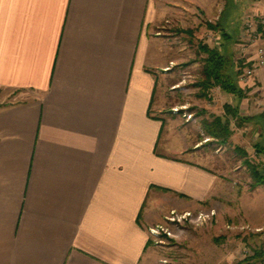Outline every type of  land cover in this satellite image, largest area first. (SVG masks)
<instances>
[{
  "label": "crops",
  "instance_id": "obj_1",
  "mask_svg": "<svg viewBox=\"0 0 264 264\" xmlns=\"http://www.w3.org/2000/svg\"><path fill=\"white\" fill-rule=\"evenodd\" d=\"M161 17L154 0H0V264H147L148 228L217 192L194 130L155 113ZM237 84L216 115L236 106L260 141L264 68Z\"/></svg>",
  "mask_w": 264,
  "mask_h": 264
},
{
  "label": "rangeland",
  "instance_id": "obj_2",
  "mask_svg": "<svg viewBox=\"0 0 264 264\" xmlns=\"http://www.w3.org/2000/svg\"><path fill=\"white\" fill-rule=\"evenodd\" d=\"M154 1L162 17L149 32L157 37L161 52L153 53L151 59L152 64L163 63L158 68L160 84L156 89V97L162 100L158 103L160 112L155 113L178 118L190 132L194 130L195 157L214 170L218 185L212 198L168 212L165 219L148 228L153 250L147 264H236L244 259L243 264H264V184H254L247 167L255 165L264 178V153L254 149L262 140L252 141L253 122L241 123L249 127L244 133L240 131L243 136L234 139L236 143L229 139L225 145L206 135L204 121L220 114L224 95L218 87L200 86L205 57L200 46L220 49L229 44L234 59L242 17L262 15L264 0H244L245 14L230 6L222 15L221 0ZM221 20L229 28L230 43L224 42L219 32ZM229 118L235 131V121ZM262 120L264 116L259 118ZM262 132L264 137V129ZM236 145L246 155L236 153Z\"/></svg>",
  "mask_w": 264,
  "mask_h": 264
},
{
  "label": "trees",
  "instance_id": "obj_3",
  "mask_svg": "<svg viewBox=\"0 0 264 264\" xmlns=\"http://www.w3.org/2000/svg\"><path fill=\"white\" fill-rule=\"evenodd\" d=\"M208 26L209 28H212V24H209ZM219 29L224 42L230 43L231 39L229 35L225 33L221 27ZM200 48L201 51L205 53V57L202 59L203 65L201 70L200 86L203 89L218 87L224 93L232 94L239 98L242 97L243 90L237 84L240 65L234 61L229 44H225L220 49L209 47L206 44L201 45ZM223 109V116L210 115L211 119L204 121V124L206 128V135L215 139L217 142H221L226 145L228 144V140L233 132L230 128L229 117L235 121V125L237 127L241 126V123L252 122V119L251 117H239L236 106L224 104ZM254 149L257 153H264V137L262 139V143L254 144ZM233 150L236 153L242 154V156L246 155V151H244L240 146H234ZM247 162L248 161H246V163ZM247 167L250 170V177L254 181V184H264L263 174L260 173V169L252 164H248ZM245 261H247V259H244V261H240L236 264H243Z\"/></svg>",
  "mask_w": 264,
  "mask_h": 264
},
{
  "label": "built area",
  "instance_id": "obj_4",
  "mask_svg": "<svg viewBox=\"0 0 264 264\" xmlns=\"http://www.w3.org/2000/svg\"><path fill=\"white\" fill-rule=\"evenodd\" d=\"M234 60L240 65L239 80L245 83L264 68V13L244 15L234 43Z\"/></svg>",
  "mask_w": 264,
  "mask_h": 264
}]
</instances>
